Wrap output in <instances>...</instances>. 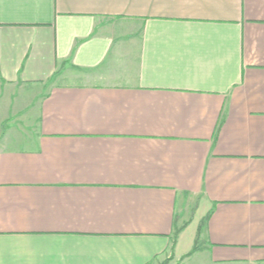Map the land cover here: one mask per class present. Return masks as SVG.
I'll list each match as a JSON object with an SVG mask.
<instances>
[{"label":"crops","instance_id":"obj_1","mask_svg":"<svg viewBox=\"0 0 264 264\" xmlns=\"http://www.w3.org/2000/svg\"><path fill=\"white\" fill-rule=\"evenodd\" d=\"M264 264V0H0V264Z\"/></svg>","mask_w":264,"mask_h":264},{"label":"rangeland","instance_id":"obj_2","mask_svg":"<svg viewBox=\"0 0 264 264\" xmlns=\"http://www.w3.org/2000/svg\"><path fill=\"white\" fill-rule=\"evenodd\" d=\"M160 264H180V262L176 260L168 259Z\"/></svg>","mask_w":264,"mask_h":264}]
</instances>
